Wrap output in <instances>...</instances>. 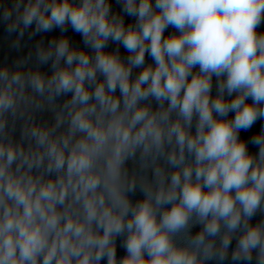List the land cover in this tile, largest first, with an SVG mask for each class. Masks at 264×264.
Returning <instances> with one entry per match:
<instances>
[{
    "label": "clouds",
    "instance_id": "9594fccd",
    "mask_svg": "<svg viewBox=\"0 0 264 264\" xmlns=\"http://www.w3.org/2000/svg\"><path fill=\"white\" fill-rule=\"evenodd\" d=\"M118 2L135 23L110 0L0 13L17 50L33 25L84 45L60 35L35 66L0 65V264H264V125L240 136L264 120V0Z\"/></svg>",
    "mask_w": 264,
    "mask_h": 264
},
{
    "label": "water",
    "instance_id": "95a60500",
    "mask_svg": "<svg viewBox=\"0 0 264 264\" xmlns=\"http://www.w3.org/2000/svg\"><path fill=\"white\" fill-rule=\"evenodd\" d=\"M14 2V0H0V13L3 11V7L6 6H11V4ZM112 11L114 13H118L123 15L125 24L129 23H135V18L128 16L126 13H123L122 11V5L121 3L118 2V0H110ZM34 30V25L27 29L25 31L24 37L21 39V47L17 50L15 48L11 47L12 41H14L17 38V33H12L9 34L6 31V24L3 22V20H0V65H8V66H13L14 61L17 59H21L24 57H27L28 53L31 52L33 54V58L30 61V66H35V46L38 41L44 40L45 45L47 44L48 40L53 37H59L60 35H65L71 38V41L74 45L83 47V42L78 33L73 32L71 27H68V31L66 33L61 34L59 29H54L53 32L50 33H38L35 36H32L31 38L29 37V33ZM175 29L169 27L166 29L165 35H168L169 33L174 32ZM260 32H264V24H261L260 28L258 29ZM117 47L120 48V54L122 57H127L128 52L127 50L123 47V45H117L114 42H109L107 46L108 51H112L116 49ZM145 63H153L152 59L148 54L146 53L145 57ZM43 71H50L49 66L45 65L42 66ZM139 71L138 69H134V75L135 73ZM215 82L216 78H213V95H215L216 88H215ZM65 97H60L58 98V103H62ZM230 117H234V113L229 114ZM36 120L38 122H48L51 123L53 122V114L51 112H42V113H37L36 114ZM22 121H17L16 124V131L14 133V138L16 140H19L20 138V128H21ZM264 125V120H257L256 123L252 126L247 131L241 130L240 136L242 139L245 141H250L253 135L258 133L261 130V126ZM249 151L252 153L258 152V146L253 145L251 143L248 144ZM127 167L129 168L130 172L135 169L139 171L138 169V164L134 163L133 161L129 160L127 162ZM149 177H151V171L149 170ZM130 198L135 202L136 200H140L143 198L142 193L137 191L134 195L130 194ZM264 219V213L257 212L256 215L252 218V223L255 224L259 222L260 220ZM199 230V226H196L192 229V232L195 233ZM121 240L120 238L117 239V256L122 257L125 255V249L120 247ZM235 247V240H233L232 245L230 246L229 253H231L232 249ZM101 264H106V261H102ZM208 264H215L214 261L208 262ZM224 264H232L230 255L229 259L224 261ZM243 264V262H241ZM252 264H255V260H253Z\"/></svg>",
    "mask_w": 264,
    "mask_h": 264
}]
</instances>
